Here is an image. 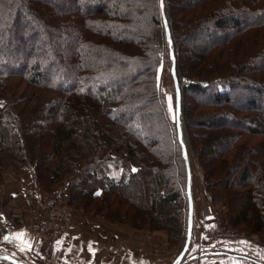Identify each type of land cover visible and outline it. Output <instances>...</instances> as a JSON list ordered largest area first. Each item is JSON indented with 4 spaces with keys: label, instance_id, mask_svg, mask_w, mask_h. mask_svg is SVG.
<instances>
[{
    "label": "trees",
    "instance_id": "obj_1",
    "mask_svg": "<svg viewBox=\"0 0 264 264\" xmlns=\"http://www.w3.org/2000/svg\"><path fill=\"white\" fill-rule=\"evenodd\" d=\"M167 2L178 35L172 44L161 0H0V99L7 103L0 106V212L5 174L25 165L38 191L67 178L68 205L111 223L167 231L182 252L190 229L193 237L187 146L213 203L227 200L230 225L246 222V232L264 237V107L246 92L264 93V64L254 63L264 61V0ZM22 12L50 23V40L60 47L40 44ZM135 25L138 37L130 32ZM213 28L220 34L209 39ZM200 33L208 40L189 46L188 36ZM8 34L34 42L8 49ZM171 50L178 74L191 80L181 89L183 138L156 81ZM118 73L130 76V86L108 81ZM136 93L140 101H126ZM78 132L83 138L63 153ZM251 146L258 150L249 156ZM239 165L243 205L241 194L228 197L230 182L221 183Z\"/></svg>",
    "mask_w": 264,
    "mask_h": 264
},
{
    "label": "rangeland",
    "instance_id": "obj_2",
    "mask_svg": "<svg viewBox=\"0 0 264 264\" xmlns=\"http://www.w3.org/2000/svg\"><path fill=\"white\" fill-rule=\"evenodd\" d=\"M83 3V1L81 2ZM84 6H90V3H83ZM162 5V13L163 18L162 21H164V26L166 24L170 23V20L167 15V6L168 2L167 0H161ZM83 6V7H84ZM180 11V10H179ZM178 12V11H177ZM176 12V13H177ZM166 15H165V14ZM179 13V12H178ZM181 13H179L180 15ZM22 12V15L20 17L22 21H26L29 25V28L37 29V35L35 38L40 42L43 40V44L45 48L48 47V49L55 50V47H60L58 44L60 43V40L57 42H52L50 40L51 31H50V23H44L41 19L37 18H29L28 16H24ZM167 16V17H166ZM178 17V14H176ZM169 20V22H168ZM171 24V23H170ZM170 27V25H169ZM163 29V27H162ZM176 30H180V28H175ZM227 29V27H225ZM142 28L140 26H132L131 29V35H135L138 37L140 34V31ZM182 30V29H181ZM225 32V31H223ZM166 33V28H165ZM206 33V32H205ZM217 29L213 28L210 31L207 32V37L211 39L212 37L216 36ZM220 34V33H219ZM218 34V35H219ZM10 34L7 35V39L4 42V46L9 49V45L18 44L19 47L21 45L27 47L31 45L34 40H32L31 36L23 34L20 38H14L9 37ZM177 33L172 34L171 33V39L173 41V38L178 37ZM167 37V34H166ZM206 36H204L202 33L198 35H192L188 36L186 39V42L189 43V46L195 45L200 46V43L202 41H206ZM200 42V43H199ZM195 51L192 50V53ZM190 52L189 56L191 57L193 54ZM37 54H41V52L38 50ZM177 55V54H176ZM18 56V55H16ZM189 57V58H190ZM260 59V60H259ZM262 58L258 56L256 60H254V63L257 65H262L264 61H261ZM164 69L162 73V81H161V87L162 94L165 96V102L167 104V108L169 110V113L171 115L172 122L175 126H177L178 129V122H180V133L182 135L183 133V126H182V113L181 110V102H182V95H181V89L184 84L189 83L191 80L187 77H181L178 74L177 69V62L175 59V54L173 52V56L167 53L164 57ZM190 61V59L187 60V62ZM162 63V62H161ZM144 76H141V79ZM113 80L120 81L122 80L123 84L128 87L130 86L131 82L130 76L124 74V73H118L113 79H110L108 81L113 82ZM245 92V89H243ZM249 92L251 98H254L256 101V106L259 108L264 107V93L260 92H253L252 90L246 91ZM180 93V97L178 96ZM249 96V97H250ZM250 98V99H251ZM141 97L139 94L130 95L129 97H126V101L128 102H137L140 101ZM237 105L243 104V96H237ZM0 106H7V103L4 99H0ZM139 109V108H138ZM262 111V110H261ZM141 116L140 111H137ZM205 117V115H203ZM196 117L194 120H196ZM212 116H207V120H211ZM125 122V121H122ZM247 127H251V125L246 123ZM124 128V125H123ZM252 128V127H251ZM193 131L198 134L200 130H196V127L193 126ZM179 132V130H178ZM195 134V135H196ZM83 138V134L79 133L76 135H73L72 139H67L65 143V151L63 153H67L69 150H72L74 145L78 143ZM183 138V135H182ZM185 147L186 154H188V162L190 167V190H189V196L192 199L193 204V237L191 239V243L189 246V249L187 250L184 258L181 260L183 264H256L253 263L250 259L253 258L260 262L261 264H264V237H259L258 234H250L249 232H246L248 226H246V222H243L242 224L238 225V227H232L230 225L228 216H227V206L228 202L227 200H221L217 204H214L212 201V195L208 192L205 183L202 180V170L197 165V156H194L191 152L187 150V146ZM258 146H254L251 148H246L248 150V155L252 156L255 152H257ZM240 165L236 167L235 171L229 175V177H224L221 181L222 185L225 181L230 182V187L228 190V197L238 194H241L242 203L243 205L245 202H247V198H244V192H247V189H243V185L245 184L242 182V175L239 171ZM25 170V173L31 174L29 168L27 166H23L21 168L10 169L4 176V183L2 186L1 194L7 200L8 198L4 195V187L6 185V179L9 180V174L14 173V176H18L21 174L22 171ZM253 178H249L246 182H249ZM66 184H67V178H64L61 181H56L54 188L51 191H39V212L43 213V217H40V219H35L30 221L26 224V229H28L30 226H35L36 224L40 225L42 221H45L46 213L42 209V205L46 197L54 196L55 199L59 203V205H64L69 208L71 215V219L69 220L68 225L69 227L67 230L62 233L59 238L62 235H66L73 229V225L76 224V228H78V225H80L82 228L86 227L85 230V236L86 237H94L92 234L98 232L100 229V233H106L108 238L106 239L107 242H101V240L97 237V240L99 241V246H97V243L95 244L96 252H98V248L100 249L99 257L97 264H175L178 256L181 254L180 245L174 242L169 241V234L167 231L164 230H157V231H151L148 226L141 228V229H135L130 226V224H115L111 223L102 217H94V216H87L83 210H76L74 207L68 205L67 202H65V192H66ZM246 190V191H245ZM61 192V193H60ZM62 194L61 197H58V194ZM233 194V195H232ZM240 196V195H239ZM220 197V196H219ZM59 198V199H58ZM234 205L235 202L233 203ZM7 203L3 206H5ZM237 206V205H236ZM246 210V208H245ZM76 212L82 214V218H78V220L75 222V214ZM235 212V210H234ZM253 213V210H251L248 214L251 217ZM64 214V213H62ZM41 215V214H40ZM39 215V216H40ZM224 228L225 235H218L214 238V240L210 239V232L213 231L215 228L218 227ZM105 227L108 228L105 232ZM79 229V228H78ZM85 229V228H83ZM96 229V230H95ZM249 229V228H248ZM191 230V229H190ZM84 231V230H82ZM228 232H233L236 234L246 235L248 238H240V236L235 237L233 235L229 236ZM89 233V235H87ZM111 233H114L115 235L111 236ZM32 235V234H31ZM47 238L41 240L35 238L36 241L44 243V247L42 250V254L40 256V264H43L42 259L48 256L51 263H57V264H71L68 262H65L64 260L60 258H56L55 254H53V246L56 243L57 239L54 243L51 241V237L53 236L51 232L47 234ZM52 235V236H51ZM252 236H256V240L251 239ZM95 238V237H94ZM84 242V241H82ZM80 244V243H78ZM80 248V246H79ZM210 248V249H209ZM217 252H222L221 255H218ZM82 255L87 256L86 259L89 258V255L87 252L82 251ZM59 257V256H58ZM194 257V258H193ZM259 258V259H258ZM249 260V261H247ZM104 262V263H103ZM180 262V263H181Z\"/></svg>",
    "mask_w": 264,
    "mask_h": 264
},
{
    "label": "crops",
    "instance_id": "obj_3",
    "mask_svg": "<svg viewBox=\"0 0 264 264\" xmlns=\"http://www.w3.org/2000/svg\"><path fill=\"white\" fill-rule=\"evenodd\" d=\"M39 193L32 182L31 174L25 173V170L18 176H14V173L12 174L11 172L9 180L6 179L4 195L8 198V202L0 212V230L2 231L0 253L8 255L24 264H40V256L42 250H44V243L36 241L28 229H26L27 223L43 217V213L39 212L38 207L40 201ZM60 193H57L58 197L62 196ZM82 217L81 212H76L75 222L78 218ZM78 228L74 224L71 232L62 235L56 241L53 246V254H55L56 258H60L71 264H97L100 259L98 255L100 249L97 247L98 252H96L95 244L97 243V246L101 244L97 240V237L101 242H107L104 239L108 238L106 233H100L101 230L99 229L98 232L92 234L95 238L86 237L85 230L87 228L83 227L85 228L83 229L80 225H78ZM104 230L106 232L108 228L105 227ZM113 235L115 234L111 233L110 237ZM82 251L88 253V259H86L87 256L81 254ZM0 264L10 263L0 260Z\"/></svg>",
    "mask_w": 264,
    "mask_h": 264
},
{
    "label": "built area",
    "instance_id": "obj_4",
    "mask_svg": "<svg viewBox=\"0 0 264 264\" xmlns=\"http://www.w3.org/2000/svg\"><path fill=\"white\" fill-rule=\"evenodd\" d=\"M55 197H46L43 202L42 209L46 213L45 221H42L40 225L36 224L35 226H30L28 231L38 239H45L47 238V234L49 232L52 233L51 241L53 243L59 238V236L64 233L67 228L69 227L68 223L71 219L72 213H70L69 208L67 206L59 205L60 202L54 200ZM59 199V198H58ZM64 213V214H62ZM229 236L233 235L235 237L240 236V238H248L246 235L236 234L233 232H228ZM218 235H225L224 228L218 227L215 228L213 231L210 232V239L214 240V238ZM214 237V238H213ZM256 236H252L251 239L256 240ZM257 241V240H256ZM43 264H57L51 263L48 256L42 259Z\"/></svg>",
    "mask_w": 264,
    "mask_h": 264
},
{
    "label": "water",
    "instance_id": "obj_5",
    "mask_svg": "<svg viewBox=\"0 0 264 264\" xmlns=\"http://www.w3.org/2000/svg\"><path fill=\"white\" fill-rule=\"evenodd\" d=\"M166 28V34H167V40L169 41L170 44H172V39H171V30L169 27V24L165 25ZM171 55L173 56V51L171 50ZM163 69H164V62L162 61V63L160 64V66L157 69V75H156V81H157V88L160 89L161 87V81H162V73H163ZM179 97H180V93H178ZM180 122H178V130H179V135L180 137H182L181 135V131H180ZM189 211H190V216H191V221H192V216H193V204H192V199L190 197L189 199ZM191 231L189 230V233L187 234V242L186 245L183 249V251L181 252V254L178 256L176 263L175 264H180L181 260L184 258L187 250L189 249L190 243H191ZM218 255H221L222 252H217ZM194 258V257H193ZM0 260H4L10 264H24L8 255H3L0 253Z\"/></svg>",
    "mask_w": 264,
    "mask_h": 264
},
{
    "label": "snow or ice",
    "instance_id": "obj_6",
    "mask_svg": "<svg viewBox=\"0 0 264 264\" xmlns=\"http://www.w3.org/2000/svg\"><path fill=\"white\" fill-rule=\"evenodd\" d=\"M22 235V234H21Z\"/></svg>",
    "mask_w": 264,
    "mask_h": 264
}]
</instances>
